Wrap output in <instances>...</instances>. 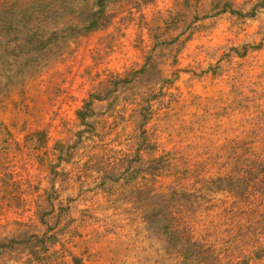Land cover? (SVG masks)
I'll list each match as a JSON object with an SVG mask.
<instances>
[{"label": "rangeland", "instance_id": "rangeland-1", "mask_svg": "<svg viewBox=\"0 0 264 264\" xmlns=\"http://www.w3.org/2000/svg\"><path fill=\"white\" fill-rule=\"evenodd\" d=\"M61 1L69 7L56 13ZM93 1L43 0L41 28L80 23ZM103 24L23 72L0 71V240L41 231L36 206L56 194L59 224L49 221L63 232L50 264H179L180 249L166 252L141 220L138 190L152 188L190 196L169 207L197 245L189 264H264V0H113ZM90 100L81 125L76 113ZM143 136L176 170L131 192L117 161ZM229 176L248 177L247 190L214 189ZM27 257L6 253L0 264Z\"/></svg>", "mask_w": 264, "mask_h": 264}, {"label": "trees", "instance_id": "trees-1", "mask_svg": "<svg viewBox=\"0 0 264 264\" xmlns=\"http://www.w3.org/2000/svg\"><path fill=\"white\" fill-rule=\"evenodd\" d=\"M42 1L43 0H34L33 2H29V0H25V2H29V4L23 6L20 4L21 0H0L1 75H5L7 70L10 72L12 66H14L18 72H23L26 66L37 65L41 58L50 50H60L68 38L85 36L99 29L104 25L103 21L106 19L107 6L113 0H94V9L90 11L86 19L78 24H69L50 31L46 30L45 27L44 31L41 28V25L44 24L45 20L48 18V16H41V8L45 7L41 4ZM225 3L227 5L222 11H230L229 2ZM72 4L69 3L70 7H72ZM68 7L66 2L61 1L60 5L58 4L57 8H55V12L57 13L58 11L68 9ZM46 10H48V8ZM72 10L75 11L74 8H72ZM96 97L98 100H102L101 97ZM91 105L92 100L87 101L84 103L83 107L77 111V120L81 125L87 124V118L93 115ZM145 120L146 117L142 121V124L146 122ZM43 138V133H35L32 134L29 139L38 140L39 142L40 139L42 141ZM151 144L150 140L143 136L137 140L131 158H118L117 170L121 167L122 170L120 171L130 172L126 178L122 177L123 180L126 179L122 185L126 189L129 188L131 192L136 189L134 183L139 179L154 180L156 177L163 176L166 172L171 171L173 173L175 172L174 170H176L171 168L170 161L163 155L154 157V148L152 149L153 145ZM53 147L58 155L57 158L59 163L62 161L68 163L70 161L72 158L71 152L66 151L62 144L56 142ZM143 153H147L148 155L151 154L149 160L143 159ZM256 165L263 169L261 172L264 174V166L261 167L258 164ZM116 172L114 168L105 171V173H109L111 178H115ZM248 179V177L237 179L229 176V178H215L212 180V183L215 186L214 189L217 191L229 190L230 193L237 195L243 191V189L247 190L246 181H248ZM238 184L240 185L238 186ZM138 193L139 195H144L141 196V198L145 200V209L143 210L142 219L145 222L146 229L152 231L156 238L164 242V249L166 252L171 249H180L181 262L179 264H189L192 260H195L199 254L197 245L191 242V233L187 235L184 233L186 230H183L178 223L175 217L176 214L169 209L171 201H174L175 198L183 201L190 196L184 192L173 191L168 197H165L164 195L154 192L152 188H147L143 191L139 189ZM243 196H245V194H243ZM59 198L60 197H57L55 194L56 201ZM55 199H49L44 202L42 206H36L34 215H36L43 229L38 232L23 230L16 237L1 239L0 256L6 253L20 251L27 254V264H38L39 261H44V263L41 264H50L51 261L58 257L60 252L56 247L59 242H61L60 236L63 230L56 233L52 224L56 225L59 224V222L55 220L52 222V220H50L57 211L56 208L61 204L59 202L55 204ZM66 211H68V208H59V220H61L63 216L65 218L68 217ZM65 226H69L67 220L63 227ZM71 257L75 260L74 264L82 263L81 258Z\"/></svg>", "mask_w": 264, "mask_h": 264}, {"label": "built area", "instance_id": "built-area-1", "mask_svg": "<svg viewBox=\"0 0 264 264\" xmlns=\"http://www.w3.org/2000/svg\"><path fill=\"white\" fill-rule=\"evenodd\" d=\"M141 220H142V222H144L143 219H141ZM144 223H145V222H144ZM145 230H147V229H146V225H145Z\"/></svg>", "mask_w": 264, "mask_h": 264}]
</instances>
